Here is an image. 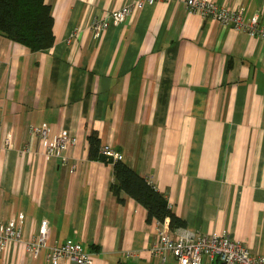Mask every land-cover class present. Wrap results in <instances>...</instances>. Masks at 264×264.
<instances>
[{"label":"crops","instance_id":"obj_1","mask_svg":"<svg viewBox=\"0 0 264 264\" xmlns=\"http://www.w3.org/2000/svg\"><path fill=\"white\" fill-rule=\"evenodd\" d=\"M134 0H45L54 43L42 51L0 34V222L24 214L0 264H50L26 241L71 240L93 264L164 263L150 248L160 223L111 192L113 164L88 156L87 136L162 192L185 229L228 232L264 254V39L157 0L95 37L94 17ZM264 18V0H212ZM76 138L46 157L32 127ZM175 233L177 229H169ZM64 264H74L65 262ZM202 264L208 263L206 260Z\"/></svg>","mask_w":264,"mask_h":264},{"label":"built area","instance_id":"obj_2","mask_svg":"<svg viewBox=\"0 0 264 264\" xmlns=\"http://www.w3.org/2000/svg\"><path fill=\"white\" fill-rule=\"evenodd\" d=\"M155 1L157 0H134L100 17H94L90 23L93 35L97 37L110 24L124 21L134 10ZM185 6L189 12H196L203 18L217 20L226 26L245 30L251 36L255 35L264 39V18L254 13L246 19L244 7L230 9L212 0H185ZM31 131L40 137L46 157H58L65 160L66 149L76 142V138L65 129H61L53 138H49V127L46 124L32 127ZM100 152L113 160L122 158L119 151L108 145L101 146ZM24 220V214H19L6 222H0V252L9 243L21 239ZM49 232V224L43 219L37 235L26 241V247L32 256L36 257L42 248L47 247L46 261L50 264L65 262L93 264L91 252L86 251L79 242L65 240L47 245ZM150 251L162 263L171 256L177 264H202L204 260L219 264H264V254L250 253L243 242L231 237L226 231L221 234L202 233L182 227L173 233L162 225L155 234V241Z\"/></svg>","mask_w":264,"mask_h":264},{"label":"trees","instance_id":"obj_3","mask_svg":"<svg viewBox=\"0 0 264 264\" xmlns=\"http://www.w3.org/2000/svg\"><path fill=\"white\" fill-rule=\"evenodd\" d=\"M53 16L45 0H0V34L19 42L31 51H42L54 43ZM88 156L113 164L111 192L123 202L125 194L146 210V220L160 223L168 219L169 229L185 227V220L170 208L166 196L122 159L113 160L100 152V140L95 131L88 136Z\"/></svg>","mask_w":264,"mask_h":264}]
</instances>
